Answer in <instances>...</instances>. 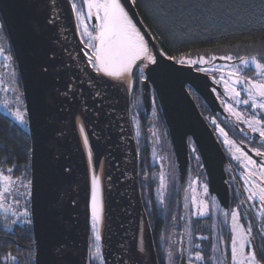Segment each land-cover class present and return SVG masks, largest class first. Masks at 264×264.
Segmentation results:
<instances>
[{
	"label": "water",
	"instance_id": "obj_1",
	"mask_svg": "<svg viewBox=\"0 0 264 264\" xmlns=\"http://www.w3.org/2000/svg\"><path fill=\"white\" fill-rule=\"evenodd\" d=\"M122 2L157 59L156 65L146 68L141 65L147 77L141 82L147 114L152 110L153 89L170 132L182 179L189 159L188 138L192 137L207 169L211 192L217 194L223 204H228L225 154L187 89V85L192 86L213 111H221L208 74L168 60L135 4L130 0ZM71 3V0H0V15L14 52L24 98L32 113L29 128L31 208L40 259L46 261L57 246L74 249L79 264H84L87 255L88 177L74 123L76 105L81 100L88 116L91 142L99 154H107L110 168L108 241L104 244L107 264H113L112 255L120 251L117 245L121 241L127 242L135 254L142 212L149 229L146 241L151 253L149 264H159L141 193L139 150L131 118L133 89L128 93L105 78L99 82L105 95L94 98L88 81L97 80V74L87 63L75 29ZM53 5L59 16L57 23L50 25L45 17L52 12ZM91 22L92 26L97 24L95 17ZM216 60L215 64L223 62ZM45 68L47 72L43 71ZM137 69L140 68L134 67L132 79ZM70 80L78 89L75 97L64 95Z\"/></svg>",
	"mask_w": 264,
	"mask_h": 264
},
{
	"label": "snow or ice",
	"instance_id": "obj_2",
	"mask_svg": "<svg viewBox=\"0 0 264 264\" xmlns=\"http://www.w3.org/2000/svg\"><path fill=\"white\" fill-rule=\"evenodd\" d=\"M127 2V0H126ZM136 0H131V4H135ZM194 7L201 8L196 4ZM214 7H227V5L216 3ZM169 13L171 14L172 5H168ZM261 17L264 20V0H260ZM56 5H53L52 12L46 17V22L50 25L57 23L59 13L55 11ZM71 9L75 14L76 20L79 22L77 28L82 32V39L86 38L87 46L92 49V55L89 56L87 63L91 65L97 74V80L89 79L88 84L94 90V98H101L105 92L100 85V81L108 78L115 87H122L126 91H131L135 84L141 79L147 77L133 76L132 80H125V74L132 73L133 68H140L145 62L151 65L157 64L156 56L152 54L149 48L148 41L145 39L137 22H135L125 5L121 0H81L78 7L77 3H71ZM95 17L97 24L91 30L86 19ZM206 22L212 26H216V14L211 13L206 17ZM5 29V21L0 17V31ZM182 29L190 31L188 25H183ZM207 30V29H206ZM95 33V34H93ZM5 49L0 47V55H4ZM7 61H14L12 55L5 57ZM168 60H177L175 56H168ZM217 56L212 55L206 58L201 55L196 59L189 57H181L178 63L181 65H212L209 67H197V71L210 74L218 72L219 79L213 76L216 84H222L224 92L233 103H226V111L235 119L237 123H244L248 129L257 133L261 140H264V56L252 55L250 57H234L232 54L220 56L219 59L232 62L223 66L217 67L213 62ZM238 61V63L236 62ZM139 62V64L137 63ZM249 66H254L256 77H241V70H246ZM11 67V65L9 66ZM47 68L43 71L47 72ZM10 78L15 80V70L9 72ZM3 80L0 79V92L5 95L0 99V110L5 114L4 118L11 117L22 128H30L32 124V113L28 107L24 94L19 92L18 87L13 85L10 88L3 87ZM9 91L15 93L14 98H9L6 93ZM215 91V89L213 90ZM242 92L246 94V99H241ZM78 94L76 89L69 81L65 89V97L72 95L75 97ZM247 105L250 109H255L256 112H246L239 110V106ZM136 104H133V109ZM135 119V117H133ZM79 131L83 137L84 146L87 148L89 165L92 169L91 174V222H90V237L87 248V255L84 264H107V250L102 243V225L104 221V200L102 196V185L99 171V161L93 162V153L89 145V138L85 129L84 121L80 122ZM219 133L224 137V143L229 145V152L232 157L244 169V193L245 199L239 201L236 208L225 210L222 205L213 197V210L219 213V226H227L231 233L230 253L231 264H264V248L260 249L259 255L256 247L253 246V223L247 222V227L241 222V206L247 204V209L252 210L257 217L256 230L264 235V161L257 164L244 149L234 140L228 139V133L224 127L219 128ZM258 157H264V151L260 148L253 147L251 149ZM195 151V149H194ZM15 166L6 169H0V217L5 228L15 229L17 225L25 228H31L34 225V210L30 207L33 200V181L23 179L21 177L13 178L10 175ZM9 173V174H5ZM147 179V173L145 174ZM111 178L109 177V180ZM199 180V177L197 178ZM160 187L157 188V195L163 201L162 189L166 187L165 173L159 174ZM192 181L189 184L191 196L185 195L184 209V224L180 232L176 231L177 218L172 217V225L168 236L161 235L160 244L166 264H226L224 241L217 237L216 242L211 244V255L206 259L205 250L201 243L196 241H206L207 236H195L194 231H198L201 227L197 224L193 228L192 218L197 221L201 218H210L212 213L209 210V202L204 196L209 193L207 183L203 184L204 196L198 198L195 189L192 188ZM258 202V208L256 203ZM74 203V202H73ZM190 203L193 208H190ZM9 214L13 219L9 218ZM210 229L217 225H209ZM176 237H179L178 239ZM30 248H36L35 255L29 254L26 261L21 262L17 257L12 256L14 264H79L78 253L67 246H57L50 254L46 261H41L39 253V245L35 240L32 241ZM117 248L118 253H113V264H145V261H150L151 253L148 251L147 245L143 242L142 237L137 239V248L135 254L132 253L131 246L121 241ZM247 249V250H246ZM11 256V253L8 254Z\"/></svg>",
	"mask_w": 264,
	"mask_h": 264
},
{
	"label": "flooded vegetation",
	"instance_id": "obj_3",
	"mask_svg": "<svg viewBox=\"0 0 264 264\" xmlns=\"http://www.w3.org/2000/svg\"><path fill=\"white\" fill-rule=\"evenodd\" d=\"M2 32L5 33L7 40L9 42L8 51L14 57L13 62L16 69L17 63L15 64L16 60H15L14 52L8 34L6 32V29H4ZM198 56L201 55L180 56L177 57V60L175 61L178 62V60L181 57H189L196 59ZM205 57L207 58V56ZM236 62L238 63V61ZM223 63L230 64L232 62L225 61ZM4 64L5 63L3 59L0 58V68H2ZM192 66L195 68V70H197V67H209V68L212 67V65H192ZM136 73L140 75L139 77L146 76L140 69H137ZM208 76L212 82V86H211L212 89L213 90L215 89L214 93L219 102V105L222 108L221 111L220 110L213 111L209 107L205 99L202 98L192 86L187 85V89L192 95L196 105L198 106L200 112L207 121L208 125L212 129L217 141L219 142L225 154L224 170L226 173V182L229 189L228 204H223L222 201L217 196V194L211 192L207 169L204 166V162L200 155V151L192 137L188 138L189 159L185 170V177L184 179H182V172L176 157L170 132L165 123L160 104L158 102L156 93L153 89H152V100H153L152 110L150 114H147L146 112L145 105L142 99V90H141V82L144 79H141L139 81V87L141 92L140 99L138 98L137 92H133L131 96V118L134 127L135 137L137 140L138 150H139L141 193H142L145 211L147 213L149 223L151 226L152 234L154 235V232L156 234L157 243L155 242L154 236L153 238L155 242L158 261L165 260L161 248V244L159 242L160 237L161 235L168 236L170 234L169 230L173 223L172 221L173 216H175L178 221L176 231L180 232L182 230V226L184 224V213L186 211L183 207V204L185 203V195L187 194L190 198L191 191L189 190V184L192 181H196V183L192 184V188L197 189L199 191H201V187L203 186L204 183L208 184L209 186L208 194L210 196L209 210L210 213H212L210 218L208 217L201 218L199 221H197L195 217L192 218V224L194 229L196 228L197 224L201 226L198 231H194V237L195 236L209 237V239L206 241H196V242L202 244L207 259L211 255L210 253L211 244L216 242L217 237L219 236V238H221L224 241L225 248L227 249L225 253L226 264H231V253H230L231 233L226 225L223 226L222 229L219 226L221 217L219 216L218 212H215L213 210L212 198L215 197L216 201L219 202L222 205V207H224L225 210H231L236 208L239 204V201L246 198L245 194H243L244 169L230 154L229 145L224 143V137L222 136V134L219 133L220 127H224L225 131L228 133L227 138L234 140L238 145H240L244 149V151L248 153V155H250L254 160L257 161V164H260L262 161H264V157H258L255 154V152L251 150L253 147H256V148H260L261 151H264V140H261V138L257 133L251 132L246 124L242 122L237 123L235 119L231 117V115L226 111L225 109L226 103H233L234 107L237 106L229 97H227L226 93L224 92L223 85L222 84L218 85L213 80L212 78L213 76H215L216 79H219L220 74L218 72H212L211 75L208 74ZM241 77L255 78L256 71L254 66H249L246 70H241ZM246 98H247L246 94L242 92L241 99H246ZM138 103H139V107H138ZM133 104H137V108L133 109ZM156 105L160 107L159 111H157L158 109L155 107ZM239 110L246 112H256L255 109H250L249 106L247 105L239 106ZM133 117H135L136 122L138 121L137 126L135 122H133V120H135L133 119ZM159 121L161 122L164 128L162 130L166 138V142H165V144L167 145L166 148L170 150L169 154H170V165H171V169H167L168 174H165L164 183L166 187L162 189V195L164 197L163 201H161L156 191L157 188L160 187L159 174L162 172L165 173V168L163 167V161H162V159L164 160L163 158L164 154L160 153V149H161L160 136L162 131L160 130L161 124ZM149 122L151 123L149 124ZM137 134H139V136H137ZM166 152L168 153L167 150ZM146 173H147V179L145 178ZM198 177L199 180L197 179ZM247 207H248L247 204L241 206L242 208L241 222L245 224V227H247V222L252 221L253 246L256 247L259 255L260 249L264 248V235H261L260 232L256 230V225L258 221L255 212H253L252 210L243 211V209H247ZM256 207L258 208V202L256 203ZM190 208H193L191 203H190ZM153 210L155 211V215H156L154 225L151 224L152 221L151 215L153 213ZM213 224L217 225V227L210 229L208 226ZM176 238L178 239L179 237ZM35 254H36V250H35ZM9 259L11 260V256H9ZM194 264H197V262H194Z\"/></svg>",
	"mask_w": 264,
	"mask_h": 264
},
{
	"label": "trees",
	"instance_id": "obj_4",
	"mask_svg": "<svg viewBox=\"0 0 264 264\" xmlns=\"http://www.w3.org/2000/svg\"><path fill=\"white\" fill-rule=\"evenodd\" d=\"M216 3L227 7L216 8ZM169 4L172 5L171 14L166 16ZM196 4L202 7H194ZM135 7L168 56H264V20L260 0H136ZM211 13L216 14L215 27L206 22ZM185 24L190 31L182 29ZM16 70L18 73L17 66ZM134 76L140 75L135 72ZM18 84L22 90L19 73ZM133 92H137L140 99L139 81ZM4 116L0 110V169L15 166L11 175L16 178L21 177L27 168L23 178L31 180L32 141L29 128H22L11 117ZM155 216L153 210V225ZM153 236L156 242L155 232ZM33 240V227L29 229L17 225L14 230L5 228L0 217V264H14L12 256L24 262L29 254L35 255V248L29 247ZM159 264H166V261L159 260Z\"/></svg>",
	"mask_w": 264,
	"mask_h": 264
},
{
	"label": "bare ground",
	"instance_id": "obj_5",
	"mask_svg": "<svg viewBox=\"0 0 264 264\" xmlns=\"http://www.w3.org/2000/svg\"><path fill=\"white\" fill-rule=\"evenodd\" d=\"M121 3H123L122 0H121ZM125 8H126V6H125ZM126 10H128V9L126 8ZM72 13H73V19H74V24H75V29H76L77 35L79 37V40L82 42L81 34L79 32V29L77 28L78 23L76 21L75 14L73 11H72ZM129 15H130V13H129ZM97 23H98V21H97ZM153 36L155 37L154 34H153ZM150 50H151V48H150ZM83 51L85 52V47H83ZM87 51H88V49L86 50L85 54H86L87 60H88L89 56H91V55H89V53ZM148 65H151V64L148 62H145L142 65V68H146ZM106 79L109 80L111 83H113L110 79H108V78H106ZM124 79L125 80H132V73L125 74ZM120 88H122V87H120ZM122 89H124V88H122ZM127 92L130 93L131 91H127ZM87 117L88 116H87L85 106H84L83 102L81 100H79L77 105H76V109H75L74 123H75L77 138H78L80 148H81L84 160H85L87 177H88L90 222H91V174H92V169L89 165L87 148L84 146L83 137L79 131V125H80L81 121H84V123H85V129L87 131L88 138H89V145L91 146L92 153H93V162L99 161V171L97 174L100 176V179H101L102 196H103L104 206H105L104 221H103V225H102V238H103L102 243L104 245L108 241V186H109L110 168H109V162H108L107 154L106 153L105 154H99L91 142L92 136H91L90 125H89ZM148 231H149V229L147 226L146 216L142 212L141 218H140V224H139V238L142 237L143 242L145 244L147 241ZM90 234H91V231H90ZM149 262L150 261H145V264H149Z\"/></svg>",
	"mask_w": 264,
	"mask_h": 264
},
{
	"label": "rangeland",
	"instance_id": "obj_6",
	"mask_svg": "<svg viewBox=\"0 0 264 264\" xmlns=\"http://www.w3.org/2000/svg\"><path fill=\"white\" fill-rule=\"evenodd\" d=\"M71 1L77 3L78 7H79V5L81 3V0H71ZM85 22L89 24L90 30H91V28L93 27L91 20L90 19H86ZM77 23H79V22L77 21ZM79 32H80L81 37H82V32L80 30H79ZM93 34H95V33H93ZM82 44H83V47H85V53H86V50L88 49L87 52L89 53V55H92V49H90L87 46V40H86V38L82 39ZM0 47H3L5 49L4 55H0V58L3 59V61L5 63L4 66L2 68H0V79H2L3 82H4L3 83V87L4 88H10L13 85V83H14L15 86L18 87L19 92L20 93H23L22 90H21V88H20V86H19V84H18V73H17V70L15 69L14 62L13 61H7L5 59V57L7 55H11V53L8 51L9 42L7 40V37H6L5 33H3L2 31H0ZM207 58H210V56H207ZM215 61H217V60H215ZM222 61L225 62L224 60H222ZM223 62L221 64H219V63H217V64L214 63V64L217 67H220V66L225 65ZM15 64H16V62H15ZM10 65H11V67H9ZM13 69L15 70V73H16V76H15V80L14 81L9 76V72L12 71ZM4 95H5L4 92H0V99H2ZM6 95H8V97L11 99V98H14L15 93L9 91L8 93H6ZM23 98H24V96H23ZM156 104H157V102H156ZM0 107H2V106H0ZM138 107H139V103H138ZM155 107L158 109L157 111H159L160 107H158V105H156ZM136 108H137V104H136ZM157 116H156V118H157ZM133 122H135V124L137 126L138 121L136 122V119H135V120H133ZM160 124H161V122H160ZM162 129H164V128H163V126L161 124V129L160 130L162 131V133H161V136H160V139H161V149H160V153L161 154H164V156H163L164 160L162 158L161 159L163 161V167L165 168V174H168V172H167L168 170L167 169H171V165H170V154H169V151L170 150H168L166 148L167 147V145L165 144L166 138H165V134L163 133V130ZM158 133H159V131H158ZM137 136H139V134H137ZM166 150L168 151V153L166 152ZM5 174H9V173H5ZM25 182H26V180H25ZM195 192H196V195H197L198 198L204 196V194H203V187H201V191L195 189ZM204 198L207 199L208 202H209V198H210L209 194L207 196H204ZM9 216H11V215L9 214Z\"/></svg>",
	"mask_w": 264,
	"mask_h": 264
}]
</instances>
